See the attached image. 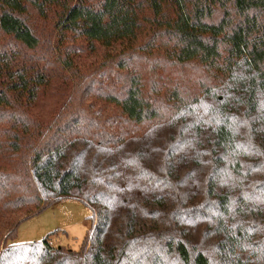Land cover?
<instances>
[{
	"label": "trees",
	"instance_id": "1",
	"mask_svg": "<svg viewBox=\"0 0 264 264\" xmlns=\"http://www.w3.org/2000/svg\"><path fill=\"white\" fill-rule=\"evenodd\" d=\"M62 200L80 250L15 243ZM0 264H264V0H0Z\"/></svg>",
	"mask_w": 264,
	"mask_h": 264
},
{
	"label": "rangeland",
	"instance_id": "2",
	"mask_svg": "<svg viewBox=\"0 0 264 264\" xmlns=\"http://www.w3.org/2000/svg\"><path fill=\"white\" fill-rule=\"evenodd\" d=\"M141 36L139 45L146 44L149 41V34ZM84 45V44H83ZM82 45V46H83ZM75 47L80 48L75 43ZM86 47V46H85ZM103 50V49H102ZM109 51H104L100 55L98 61L89 60L87 55L82 54L81 49L76 55V59H81L87 66V70L91 71V77L99 76L101 71L94 68L95 64L105 62L106 54ZM115 53V52H114ZM116 54H120V49ZM158 57V56H157ZM159 60L160 66L164 63ZM94 64V65H90ZM203 75L206 74L203 72ZM65 83L56 81L46 98L37 106V112L44 121H48L55 113L58 106L63 105L68 100H73L76 94V87L73 77L70 75L66 78ZM93 212L84 204L75 200H62L42 214L37 215L21 224L18 230V235L15 243L28 244L42 242L47 236L55 233L52 238L54 247L60 246L71 250H80L88 231L91 230L93 224ZM12 242H9L11 244Z\"/></svg>",
	"mask_w": 264,
	"mask_h": 264
}]
</instances>
